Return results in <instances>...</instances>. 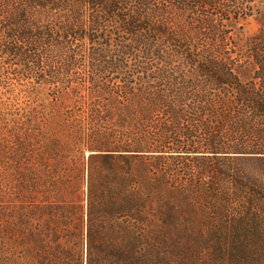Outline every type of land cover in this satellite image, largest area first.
I'll return each mask as SVG.
<instances>
[{"label":"trees","instance_id":"16d2710c","mask_svg":"<svg viewBox=\"0 0 264 264\" xmlns=\"http://www.w3.org/2000/svg\"><path fill=\"white\" fill-rule=\"evenodd\" d=\"M0 167V264H264V0H0Z\"/></svg>","mask_w":264,"mask_h":264},{"label":"rangeland","instance_id":"374dc122","mask_svg":"<svg viewBox=\"0 0 264 264\" xmlns=\"http://www.w3.org/2000/svg\"><path fill=\"white\" fill-rule=\"evenodd\" d=\"M256 28H257V26L255 24L251 25L249 27V29H248L249 33H253L256 30ZM36 108L40 109V108H43V107H36ZM77 108H79V107H73V105H68V107H58L59 110L61 109L60 111H58L59 112V116L63 115V118L66 119L67 113H70L71 111H74ZM0 171H1V167H0ZM11 193H12V195H11ZM11 193L9 194V191H8V195H9L8 199H12L13 198V192H11ZM1 201H3V200H1ZM6 207H8V206H6Z\"/></svg>","mask_w":264,"mask_h":264}]
</instances>
